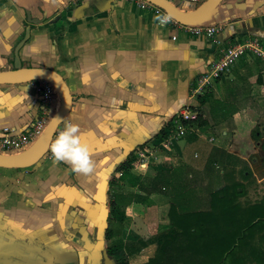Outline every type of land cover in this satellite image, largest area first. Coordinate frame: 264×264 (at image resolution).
I'll return each mask as SVG.
<instances>
[{
  "label": "crops",
  "instance_id": "obj_1",
  "mask_svg": "<svg viewBox=\"0 0 264 264\" xmlns=\"http://www.w3.org/2000/svg\"><path fill=\"white\" fill-rule=\"evenodd\" d=\"M67 1L0 0V72L12 70L28 26L17 52L21 67L49 69L64 81L71 106L56 132L78 125L96 168L83 176L53 163L50 146L27 168H0V264H145L168 229L169 188L156 183L159 173L180 175L201 194L197 185L222 183V167L207 171L215 149L242 185L248 176L264 181V66L255 57L239 59L207 88L199 107L206 125L195 138L159 135L181 105H198L190 88L220 47L246 40L264 47V0H218L199 25L220 26L216 43L161 25L164 13L137 1ZM171 4L182 12L194 7ZM26 12L37 23L28 25ZM45 84L0 85V131L18 133L54 116L60 94L44 115L34 87ZM129 155V176L111 187ZM115 193L132 200L120 225L109 215ZM112 245L118 248L109 255Z\"/></svg>",
  "mask_w": 264,
  "mask_h": 264
},
{
  "label": "trees",
  "instance_id": "obj_2",
  "mask_svg": "<svg viewBox=\"0 0 264 264\" xmlns=\"http://www.w3.org/2000/svg\"><path fill=\"white\" fill-rule=\"evenodd\" d=\"M206 90L195 97L198 105L192 107L198 116L191 125L198 130L206 125L199 109L207 100ZM169 126L168 122L166 128ZM159 135L166 137L167 132L162 129ZM189 135L195 138L193 133ZM222 155L215 149L210 152L207 171L218 166L224 172L220 175L222 183H215L214 188L212 182L203 187L208 188L205 196L189 188L180 175L159 173L156 183L164 184V190L169 188L168 229L156 238L154 254L145 264H264V199L248 204L239 202L244 187L235 180L233 169L224 167ZM133 160L129 155L118 166L120 175L111 180V187L129 176L135 165ZM131 201L118 193L112 195L109 215L114 224H121L124 208ZM110 232L106 238H110ZM116 248L118 245H112L107 253L112 255Z\"/></svg>",
  "mask_w": 264,
  "mask_h": 264
},
{
  "label": "built area",
  "instance_id": "obj_3",
  "mask_svg": "<svg viewBox=\"0 0 264 264\" xmlns=\"http://www.w3.org/2000/svg\"><path fill=\"white\" fill-rule=\"evenodd\" d=\"M78 1L79 0H69L66 2V5H74ZM129 1H137L141 4L154 7L156 10L161 11L145 0ZM167 1L171 3V1L173 0ZM180 2L190 6H195L198 0H179V3ZM168 21L172 25L182 27L187 32L195 35H203L211 39L212 42H217L215 39V34H217L220 29L219 25L183 26L176 23L164 13V16L160 19V24L164 25ZM254 57L257 58L258 61L264 66V47L258 41L246 40L243 42L232 43L228 44L227 46L220 47L218 50V56L211 63L210 68L205 73L198 76L194 80V83H192V86L190 88V95L195 97L201 95L213 83L214 80L219 79L222 75L227 73L230 67L239 59ZM34 88L37 92L40 93L42 97V102L45 105L44 109L42 110L44 114L47 111L49 102H51V94L53 93L52 88L48 84H45V86L36 85ZM197 116L198 112L190 107V105H181L168 121L170 124L169 128H166V125L163 127V129H165V132H167L166 137L180 138L185 134H199L198 129L191 125V123L196 120ZM45 123L46 121L43 119V117L38 118L33 121L27 128L18 133H15L12 129L3 128L0 131V151L3 153H9L27 147L40 134L45 126ZM57 135L58 133L55 132L53 140H55Z\"/></svg>",
  "mask_w": 264,
  "mask_h": 264
},
{
  "label": "water",
  "instance_id": "obj_4",
  "mask_svg": "<svg viewBox=\"0 0 264 264\" xmlns=\"http://www.w3.org/2000/svg\"><path fill=\"white\" fill-rule=\"evenodd\" d=\"M145 1L160 9L169 18H171L180 25L199 26L207 20L208 16L212 11L213 5L218 0H205L199 6H192L193 8H191L190 11L187 12L180 11L179 9H177V7H175L167 0ZM26 18V22L28 23V25L37 23V20L29 18V14L27 12ZM28 33L29 27L27 26L24 30L23 39L14 48L12 70L0 72V85L25 84L31 81L38 80L45 81L55 88V92L56 88L59 90L61 95L62 108L59 115H57L56 117L51 116L49 119L46 120L43 130L35 138L40 141L41 150L25 161L0 160V168L3 169H23L35 164L47 152L58 125L64 120L71 106V96L69 94L68 88L57 73L45 68L21 67L17 52L21 48L22 44L27 40Z\"/></svg>",
  "mask_w": 264,
  "mask_h": 264
},
{
  "label": "clouds",
  "instance_id": "obj_5",
  "mask_svg": "<svg viewBox=\"0 0 264 264\" xmlns=\"http://www.w3.org/2000/svg\"><path fill=\"white\" fill-rule=\"evenodd\" d=\"M50 152L53 163L67 164L74 173L90 176L95 171L92 154L88 146L81 142L80 128L76 124L65 125L51 143Z\"/></svg>",
  "mask_w": 264,
  "mask_h": 264
},
{
  "label": "rangeland",
  "instance_id": "obj_6",
  "mask_svg": "<svg viewBox=\"0 0 264 264\" xmlns=\"http://www.w3.org/2000/svg\"><path fill=\"white\" fill-rule=\"evenodd\" d=\"M51 88L53 89V93L51 94V96L53 97V96H55V93L56 92H54L55 91V88L53 86H51ZM193 98L195 100V96ZM193 106H195V105H191L190 104V107H193ZM203 136L206 137V134H203ZM32 144H30L28 147H25L23 149L16 150V151H13V152H9V153H3V152L0 151V156L11 157V156H15V155H18V154L19 155L20 154H23L24 152H26L29 149V147ZM198 149L200 150L199 153L203 157L204 156V153L202 152V149H200V148H198ZM243 166L246 167V169H248V171H249V167L248 166H246V165H243ZM243 166L239 165V170L243 169ZM243 185H244V195L239 198V202L240 203H242V204L243 203L244 204L255 203V202H258L261 199H264V181L263 182H260L259 184H257L255 180H252V178H250V176H248V181L245 182ZM196 188H197L198 192L201 193V194H203V195L205 193H207V189L208 188L206 189V188L200 187L199 185H197Z\"/></svg>",
  "mask_w": 264,
  "mask_h": 264
},
{
  "label": "bare ground",
  "instance_id": "obj_7",
  "mask_svg": "<svg viewBox=\"0 0 264 264\" xmlns=\"http://www.w3.org/2000/svg\"><path fill=\"white\" fill-rule=\"evenodd\" d=\"M56 90L59 92V90L57 88H56ZM59 94H60V92H59ZM61 108H62V101H61V95H60V102H59V105H58L57 110H56L53 117H56L57 115H59ZM32 143H34V144L31 145L29 147V149L26 152H24L23 154H20V155L18 154V155L11 156V157L0 156V160L25 161V160L29 159L30 157H32L33 155H35L36 153H38L41 150V143L39 140L35 139L30 144H32Z\"/></svg>",
  "mask_w": 264,
  "mask_h": 264
}]
</instances>
